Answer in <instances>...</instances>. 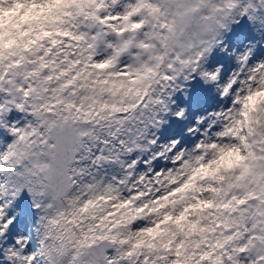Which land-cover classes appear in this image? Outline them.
Wrapping results in <instances>:
<instances>
[{
  "label": "clouds",
  "instance_id": "clouds-1",
  "mask_svg": "<svg viewBox=\"0 0 264 264\" xmlns=\"http://www.w3.org/2000/svg\"><path fill=\"white\" fill-rule=\"evenodd\" d=\"M148 5L160 7L156 0H0V58L5 66L22 58L10 69L21 73L38 67L43 58L48 67L40 75H52L53 85L76 76L63 93L65 101L87 97V104L94 97L97 107L108 105L105 113L113 105H133L146 88L154 90L152 78L163 71V65L151 58L159 48L145 52L136 45H156L146 34L161 31V20L172 21L164 12L154 15ZM137 24L139 28L133 27ZM251 51L233 49L235 67L223 80V65H199L203 83L229 102L192 117L195 122L184 132L200 135L191 144L177 148L180 138H169L153 151L156 139L144 138L141 153L150 152L145 163L160 157L167 166L154 168L149 163L137 170V156L120 172L122 183L101 176L87 190L86 198L93 203L79 214L74 240L78 244L87 236L84 251L93 264H231L228 252L242 240L224 242L223 235L231 234L235 225H223L243 222L238 211L221 205L232 196L243 198L258 190L264 179V57L249 63ZM146 66L153 70L146 71ZM73 89L75 95L70 96ZM172 115L187 120V106ZM203 121L207 124L200 129ZM245 167L248 175L237 180ZM41 215L34 227V250L23 251L28 235L13 237L19 247L7 245L4 258L11 264H21L18 254L27 257L23 264L47 261Z\"/></svg>",
  "mask_w": 264,
  "mask_h": 264
},
{
  "label": "snow or ice",
  "instance_id": "snow-or-ice-1",
  "mask_svg": "<svg viewBox=\"0 0 264 264\" xmlns=\"http://www.w3.org/2000/svg\"><path fill=\"white\" fill-rule=\"evenodd\" d=\"M156 3L160 7L148 5L150 11L157 16L164 12L172 21L161 20L158 24L161 31L146 34L156 45L140 42L136 47L145 52L159 48L151 58L163 65V71L152 78L154 90L146 88L133 105H113L105 113L103 109L108 105L100 103L97 107L94 97L87 104L84 103L87 97L79 102L65 101L63 93L73 85L76 76L53 85L52 75H40L48 67L43 58L38 67L26 68L23 73L10 71L21 64L22 58L7 66L0 58V94H3L0 112H6L15 100L17 109L31 111L34 118L25 128H11L16 138L6 150L0 151V208L21 189H27L34 206L41 209L44 232L41 243L42 252L48 257L46 264H93L91 254L84 251L87 236L78 244L74 240L79 214L87 212L93 203L86 198L87 190L101 181L93 169L105 163L128 168L129 163L123 157L140 150L149 130L159 123L160 114L168 111L169 89L174 82L197 72L201 58L218 42L221 29L245 14L256 19V9L264 8V0H259V4L256 0H156ZM152 70L146 66V71ZM69 95L74 96L75 89ZM247 175L245 167L237 180ZM112 180L123 182L115 176ZM258 183V190L248 191L243 198L232 196L231 201L221 205L229 211H238L243 222L223 225L224 229L235 225L231 234L223 235L224 242L242 240L228 252L231 264H240L242 259L246 264H264V179ZM235 205L241 207L236 209ZM3 215L0 211V218ZM8 223H0V232ZM17 258L21 264L27 259L19 254Z\"/></svg>",
  "mask_w": 264,
  "mask_h": 264
},
{
  "label": "rangeland",
  "instance_id": "rangeland-1",
  "mask_svg": "<svg viewBox=\"0 0 264 264\" xmlns=\"http://www.w3.org/2000/svg\"><path fill=\"white\" fill-rule=\"evenodd\" d=\"M167 163H168V161H167ZM111 170H112V167L110 165L107 166V164H104V166H103V168L101 170L102 172L100 171V172L97 173V172H95V170H93V174L97 175L98 178L101 177V176L104 177V176L107 175V177L109 179H111L110 174L108 173V172H111ZM27 192H28L27 189H21L20 192L18 194H16V196H13L12 200L14 202L18 201V202H16V204H18L17 205L18 207L19 206H26L25 204L27 202L33 201V197L31 196V194L29 192L28 193ZM23 193H24V195H23ZM17 195H18V197H17ZM21 195H22V197H21ZM31 198H32V200H31ZM27 199H29V200H27ZM19 202L22 205H20ZM24 211H22L21 213H23ZM30 213H31V211H30ZM14 214H16V213H14ZM21 216H23V217L28 216V218H27V220L23 218L20 221H18V223L16 225V231H17L16 234L17 235H28L29 236V240H28L27 244L25 245L24 251H31V250H34L35 247L37 246V240H36V236H35V232H34V227H38L37 220L39 219V216L36 215V214L33 215L32 213L31 214L28 213L26 215H21ZM8 244L15 245V241L13 240L12 236H11V238H9ZM7 245L2 247L3 253L5 252ZM108 250H111V249H108ZM37 259L39 260V258H37ZM42 263H44V261L43 260H39V264H42Z\"/></svg>",
  "mask_w": 264,
  "mask_h": 264
},
{
  "label": "bare ground",
  "instance_id": "bare-ground-1",
  "mask_svg": "<svg viewBox=\"0 0 264 264\" xmlns=\"http://www.w3.org/2000/svg\"><path fill=\"white\" fill-rule=\"evenodd\" d=\"M242 45H240L239 46V48L241 47ZM238 48V49H239ZM235 51H236V48H235ZM257 59H259V58H257ZM256 60V59H255ZM210 67V66H209ZM225 74H222L221 75V78L224 76ZM220 78V79H221ZM175 83V82H174ZM227 105H225V107H226ZM12 118L14 119V116H12ZM169 118V113L167 114V116H166V119H168ZM204 125H206V123L204 124ZM205 127V126H204ZM213 127H215V126H213ZM199 135H200V132L199 131H197L196 132V134H195V136H193V135H191V134H189L188 135V138H187V140H189V141H192L194 138H198L199 137ZM148 137H150L149 136V133H148ZM161 141H163V138L162 137H160L159 139H158V144H156L154 147H153V151H155L156 150V148H157V146L159 145V143L161 142ZM137 151H139V150H137ZM124 159V158H123ZM162 159L160 158V157H158V158H156V161L155 162H152V164L151 165H153L154 166V168H159V165H160V161H161ZM141 162V161H140ZM106 164V163H105ZM108 165H113V164H111V163H107V166ZM117 165V164H116ZM118 167H116L115 168V170L116 171H119V170H121L122 171V168L120 167V165H117ZM163 166H167V165H165V164H163ZM110 169V168H109ZM136 169L137 170H139V169H141V163H139V165H137V167H136ZM115 173V172H114ZM106 180V179H105ZM28 193V192H27ZM23 195H24V193H23ZM16 196V195H15ZM17 197H18V195H17ZM20 197V196H19ZM21 197H22V195H21ZM31 197V196H30ZM29 197V198H30ZM16 198V197H15ZM14 198V199H15ZM12 199H13V197H12ZM27 200H29V199H27ZM31 200H32V198H31ZM21 201V200H20ZM16 202H18V201H16ZM19 204H20V202H19ZM32 204V203H31ZM31 204H29V205H31ZM12 208H17V205H13V204H9ZM20 205H22V204H20ZM26 205V204H25ZM27 208V206H24V207H18V210L19 211H24L25 209ZM14 212H15V210H13ZM30 211H31V213L33 214V215H40L41 214V209L40 208H38V207H34V208H31V209H27V210H25L24 211V213H23V215H26V214H28V213H30ZM17 212V211H16ZM4 217L7 219V220H9V218H12L11 219V223H8V225H7V227L6 228H4L3 230H5V231H7L8 233H6V236L8 235V236H12L13 237V235L17 232L16 231V224H17V221L18 220H20L21 219V213H17L16 215H13L12 213H9V212H7L5 215H4ZM4 232V231H3ZM5 236V237H6ZM8 240V239H7ZM9 245V244H8ZM106 251L110 254L111 253V251H112V249L111 250H108V249H106ZM2 255L0 254V257H1ZM10 264H11V262H10ZM42 264H46V261H44V263H42Z\"/></svg>",
  "mask_w": 264,
  "mask_h": 264
}]
</instances>
